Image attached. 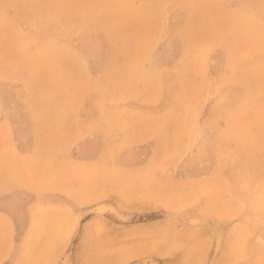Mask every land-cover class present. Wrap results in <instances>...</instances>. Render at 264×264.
<instances>
[{
    "label": "rangeland",
    "instance_id": "374dc122",
    "mask_svg": "<svg viewBox=\"0 0 264 264\" xmlns=\"http://www.w3.org/2000/svg\"><path fill=\"white\" fill-rule=\"evenodd\" d=\"M24 1L30 8L20 13H16L10 10H1L3 7V1L0 0V250L3 249V253H0V262L4 258L6 260V264H24L26 260L23 253L26 249L25 247L28 235L31 232L32 219L35 215L49 213L59 216L61 225H72L68 233L69 237L67 236L68 240L70 241L68 242V250L71 253L67 256V259L71 261L72 264H103V258H110L111 260L115 261L120 257V259L115 261L116 263L179 264V258L178 256H175L177 254H169L167 252L159 251V247L161 246V238L174 241L180 240L181 238L183 245L190 249L191 246L189 247L188 245L192 244H187L188 241H186V239L191 238L192 235L187 232L193 225L198 227V224H200L201 227H208V229L212 228L214 225H218L224 226V228L234 231V247L232 249V257H234V261L235 258L236 260L239 259V261H236L235 263L238 264L242 261H248L250 264H255L256 261L263 258L264 139L262 143V138H264V82H262V84L258 82L255 75V73L258 72L259 75L262 76L263 72L264 63L262 62L260 54H257L252 58L251 56H248L246 51L243 49L241 35L237 34L238 31H231L230 34L223 33L227 30V28H222L225 30L221 32L223 33V40L219 43H215L213 47L211 45V47L206 50L207 45L203 44V40H205L203 39V28L205 23L199 24L197 26L199 19H197L198 15H196L195 11L196 5H192L189 0H181V2L183 1L182 5L181 2H179L172 10V14L175 13L181 15V19L176 21L174 18H171L173 17L172 14L166 15L164 18L165 29L162 33L163 41L160 45L153 47L151 56L148 58V60H146L142 72L138 73V77L142 81H145H143V83H147L150 89L152 87L154 89L157 87L155 91L157 90L156 92L158 93L155 91H152L149 93V95L147 93H139V95L132 94L131 91V93H128V87L124 83L121 84L123 81L120 82L113 73L110 71H105L97 63L90 59L89 62L92 70V84L90 89L92 94L91 96H88V104L86 102L83 104L81 113L84 114V116L86 113H88L92 118L96 119V121L100 120L105 124L104 128L102 130L90 131L87 133L83 132L81 126L72 128V130H77L81 134L78 137L69 135L67 136L69 141L67 143H61L57 141V136H55V133L57 132V126L65 128V125L55 110L57 106H52L50 103H41L38 97L33 93L32 89L28 86L29 84L25 81V78L21 77L19 71L13 70L9 72L6 69L4 70V66L1 63L3 54L5 52L8 53L7 50L9 49L15 51L17 46H24L30 42L28 46L33 51L35 49V43L33 42V39H45L48 43L54 42L56 40L67 42L71 39L69 34L66 33L63 28L58 27L55 24H41V27H44V30L41 31V34L29 32L26 27L32 23L33 19H35V15H33V10H35V0ZM255 10L259 11V8L255 7ZM19 14H22L21 18H18ZM228 16L229 14L225 16L223 21H220L221 27L225 24V26L230 25L228 19H226ZM186 17L187 23L183 21L186 20ZM187 26H189V30L187 29ZM199 26H201V28H198ZM193 29L194 32H192ZM187 30L188 33H186ZM167 34H170L171 37ZM178 34L179 36L181 35L180 38H178ZM227 37L229 39H227ZM180 43L183 45L181 46ZM233 46L235 48H233ZM182 47L185 48L182 49ZM201 50L202 52L204 51L205 56ZM198 52L199 54H197ZM232 54L234 56H232ZM182 57L184 58L182 59ZM185 57L189 63L183 61L185 60ZM239 58L244 60L241 61ZM246 58H250V60H247ZM195 59H198V62H196ZM242 65L244 66L242 67ZM163 66L165 67L164 71ZM156 67L162 70L156 69ZM191 67H193L194 70ZM185 71H187L188 74ZM183 75L186 77V79L189 75L188 79L186 80ZM243 75L247 77L245 78ZM5 76L7 77L5 78ZM103 76L105 78H103ZM198 76H200L201 81ZM227 76L229 78L231 77V80ZM219 77L221 78L219 79ZM253 77L254 81L257 80L256 82L253 81ZM236 78L239 81L235 80ZM205 79H207L208 82ZM166 80L168 83H166ZM198 80L199 83L197 84ZM244 80L247 83H245ZM95 81L98 82L99 85H97V83L95 85ZM242 81L245 84H243ZM154 82L156 83L154 84ZM113 84L117 88H115V86L113 87ZM101 86H104V91L103 87ZM99 87H101V91ZM107 88L108 90H106ZM112 88L114 90H112ZM199 88H201V90ZM243 88L246 89L244 90ZM197 89L199 91H196ZM124 90L126 91L123 95ZM209 90L212 91L210 92ZM99 91L101 94H98ZM107 92L111 94L107 95ZM173 92H175V94ZM117 93L119 94L117 95ZM155 94L160 98H157ZM258 94L260 96H258ZM129 95H131L133 98L129 97ZM116 96H120V100ZM149 96H152L151 99L153 98L154 101L148 98ZM189 96L191 99H189ZM115 97L117 99H114ZM127 97H129V99ZM185 97L188 99H185ZM147 98L148 101H150L148 103L146 101ZM140 99H143L142 102ZM94 100L96 102H94ZM241 100L244 103H242ZM250 100H254L257 103L255 104L254 101ZM119 101L123 105L119 103ZM174 102L175 104L178 103V105L176 104L175 107L173 106ZM247 103L248 105H246ZM237 104L238 106H236ZM168 106L171 108H167ZM194 106L198 109V111H196V108L193 109ZM233 106H236L237 109ZM184 107H186V109H184ZM188 109L190 111H188ZM241 109L243 111H241ZM184 110L186 111L184 112ZM225 110H227L228 113ZM238 110L239 115L236 113ZM182 111L184 113H182ZM233 111L237 116L235 114V117L233 116ZM110 112H112L111 115ZM196 112L197 114L199 112V114L197 115ZM189 113L193 116V118L190 117ZM134 114L135 120L138 122V124L132 125V128L131 125L123 126L122 122L129 118L130 115ZM187 114L189 116H187ZM219 115L222 116L219 117ZM143 116H146L151 123H161L163 125V130L159 128L153 130L156 132L155 135H153V131H149L148 129L146 130L144 127H141L142 124L139 122V119H141ZM195 116H197L196 119ZM102 117L105 118L103 119ZM207 118H209V120ZM236 118L242 122L234 121ZM261 118L263 120H261ZM175 119L182 120L186 126V129L188 128L187 130L185 129L187 132V139L185 142L182 141L179 143L172 140L173 138L169 133L168 124H175L174 122L177 123V121H173ZM231 119L234 121V123ZM110 121H112V123ZM120 121L122 123L120 126H114L115 123ZM217 127L218 129L222 128L220 132L222 130L223 131L221 133L218 132L219 130H217ZM234 127L237 128L235 129ZM113 128H118V130H116L115 133H110L113 131ZM119 130L120 132H118ZM129 130H131L130 132L132 134L127 133ZM230 130H232V133L234 130V132L238 130L239 131L236 132V136L234 133L232 136ZM255 131L258 132L256 133ZM82 134L83 137H81ZM149 134L151 137H149ZM79 137L81 139H78ZM252 137L255 139V141ZM126 138L129 140L127 141ZM73 139L75 140L73 141ZM256 139L258 142H256ZM231 140H233V142ZM246 142L249 143L247 144ZM252 142L255 145H253ZM59 143L62 144L63 148H60L61 146ZM102 145L107 149L102 147ZM251 145H253V147L256 146L254 147V150ZM51 146L52 148L50 149ZM98 151L100 153H98ZM31 157L33 158L32 160L30 159ZM162 157L164 162L163 159H161ZM50 159L55 160L53 163L55 170L57 173H61L64 179H56L51 184H44L37 181L28 174L30 169H41L49 162ZM170 161L172 163H170ZM19 162H21L20 166ZM81 165H83L84 168ZM142 167L146 170H143ZM148 169L149 171H147ZM88 171L89 173L87 174ZM163 172L164 174H162ZM152 173H155L156 175H153ZM159 174H161V177ZM239 174H241L240 177ZM112 175L113 179H111ZM140 175L142 178H140ZM152 176L154 177L152 178ZM221 177L224 180H222ZM201 178L204 180L202 181ZM214 179L215 182L213 181ZM211 181H213V183ZM159 182L160 186H156L155 184H159ZM162 182H164V184H162ZM144 184H146L145 187L148 188L142 186ZM212 184L214 185L212 186ZM222 184L223 186L221 187ZM240 184L242 185L238 186ZM152 187H154L155 190L158 187L159 188L155 192L154 188ZM204 190L211 194L208 195L206 192H204ZM119 196H124L128 199L119 200ZM164 197H166V199ZM206 197H211V200L209 199L210 201H207L208 198ZM226 198L228 199L226 200ZM204 200L205 205L203 203ZM212 200L213 202H211ZM123 201L128 202V204L122 205ZM237 206L238 208L236 209ZM226 215L228 217H226ZM44 219L47 220L50 218ZM168 222L170 224L172 223L174 227L170 231H166L164 228ZM148 225L149 227H154V232H152V234H155L157 229L159 232L156 235H150V230L148 231L149 233L145 232V229L148 227ZM53 226H50V228ZM43 227L40 229V236L48 235L50 236L49 240L53 241V239L56 238L55 234L50 235V233H55L53 228L57 230L56 227L51 228L50 232L49 227ZM113 231L114 233H111ZM206 231L207 229L200 230L201 241L203 242L208 238V235L206 234L208 232ZM242 231L246 233V235ZM161 233L164 234L161 235ZM111 234H115L114 237L111 236ZM196 234L197 232L194 235ZM48 236L46 237L48 238ZM156 237L158 238L154 239ZM193 237V239H195V236ZM255 240L260 242L263 252L260 251V253H252L250 247H252L253 244L251 243H253ZM8 247L13 249V255L9 254V256H7L6 253ZM123 255L124 259L122 258ZM200 257H202L201 264H213L211 261L214 259V250L208 252V254L205 252ZM209 259L211 260L210 263L208 262Z\"/></svg>",
    "mask_w": 264,
    "mask_h": 264
},
{
    "label": "bare ground",
    "instance_id": "6f19581e",
    "mask_svg": "<svg viewBox=\"0 0 264 264\" xmlns=\"http://www.w3.org/2000/svg\"><path fill=\"white\" fill-rule=\"evenodd\" d=\"M3 1V7L1 10H10V11H14L16 13H20L28 8H30L28 6V4L24 1V0H2ZM181 2V0H35V4H34V9L33 10V15H35V19H33L32 23L29 24L26 28L29 30V32H34V34H41V31L44 30V27H41V24H55L58 27H61L64 29V31L66 33L69 34L70 36V41L67 42H63L60 40H56L54 42L48 43L45 39H33V42L35 43V49L32 51L28 44L24 45V46H17V49H15V51L13 50H7L8 53H4L1 63L4 66V70L6 69L7 71H13V70H18L21 77L25 78V81L29 84L28 86L32 89L33 93L38 97L39 101L45 104H49L50 105H55L56 107V111L57 114L59 116V118L63 121V124L65 125L64 127H60L57 126L56 129V133L55 136H57V141L61 142V143H67L69 141V139L67 138V136H73V137H78L81 133L78 132L77 130H72V128H76L81 126V129L83 130V132H90V131H98V130H102L104 128V123L101 122L100 120L96 121V119L92 118L88 113L82 114V108H83V104H85V102L88 104V96H91L92 91H91V84H92V70H91V66H90V62L89 60L92 59L95 63H97L101 68H103L105 71H110L111 73H113L118 79L119 81H123L121 82L124 83L127 87L129 92L132 94H138L139 93H143V94H148L151 93L152 91H155V89L157 88H149L147 83H143V81L138 77V73L142 72L144 64L146 62V60H148V58L151 56V53L153 51V47L154 46H158L161 44V42L163 41L162 39V33L165 29V22H164V18L166 17V15H170L172 14V10L174 7L177 6V4ZM183 2V1H182ZM181 2V5H182ZM190 3H192V5H196V15H198L199 19V23L197 24V26L199 24L205 23L204 25V35H203V44H206V50L209 49V47H213V45L215 43H219L220 41L223 40V33H231V31H238L237 34H240L242 37V46L243 49L246 51L248 56L254 57L257 54H260L262 62L264 63V0H189ZM188 4V3H187ZM191 5V4H190ZM255 7L259 8V11L255 10ZM176 9V8H175ZM175 12V11H174ZM193 13L195 14V12L193 11ZM229 14L228 21L230 23V25L227 26H222L220 24V21H223L225 19V16ZM173 17H171L172 19L174 18L176 21H179L181 19V15L179 14H172ZM195 16V15H194ZM22 14L18 15V18H21ZM170 17V16H169ZM189 18V17H188ZM192 18V17H191ZM189 20V19H188ZM184 22L187 21V17L186 20H183ZM195 22V21H194ZM192 22V23H194ZM175 23V22H174ZM187 23V22H186ZM183 24V22H182ZM180 25V23H179ZM189 25V24H188ZM183 26V25H182ZM190 26V25H189ZM187 26V29L188 27ZM194 26V25H193ZM196 26V24H195ZM196 26V27H197ZM202 26V25H201ZM201 26H199L198 28H201ZM192 27V26H191ZM203 27V26H202ZM167 28V27H166ZM197 28V29H198ZM222 28H227V30H223ZM181 29V28H180ZM179 30V29H178ZM189 30V29H188ZM188 30L186 33H188ZM191 30V29H190ZM225 31V32H223ZM167 32V29H166ZM179 32V31H177ZM176 32V33H177ZM185 32V31H184ZM194 32V29L193 31ZM199 32V31H198ZM223 32V33H221ZM181 33V32H179ZM201 33V32H200ZM199 33V34H200ZM192 34V33H191ZM236 34V35H237ZM65 35V34H64ZM170 36V34H167ZM197 35V33H196ZM202 35V34H201ZM227 35V34H226ZM58 36V35H57ZM66 36V35H65ZM179 36V34H178ZM181 36V35H180ZM180 36L178 38H180ZM188 36V34H187ZM193 36V35H192ZM191 36V38H192ZM171 37V36H170ZM194 37V36H193ZM229 37V36H228ZM227 37V39H229ZM231 37V36H230ZM183 38V37H182ZM190 38V37H189ZM166 39V38H165ZM184 39V38H183ZM233 39V37H232ZM231 39V40H232ZM167 40V39H166ZM185 40V39H184ZM191 40V39H188ZM165 41V40H164ZM175 41V40H174ZM202 41V40H201ZM177 42V41H175ZM227 42V41H226ZM202 43V42H200ZM181 44V43H180ZM194 44V43H193ZM163 45V44H162ZM183 44H181L182 46ZM201 45V44H200ZM199 45V46H200ZM217 45V44H216ZM15 46V45H13ZM176 46V45H175ZM187 46V45H186ZM185 46V47H186ZM189 46V45H188ZM193 46V45H191ZM190 46V47H191ZM184 47V48H185ZM162 48V47H161ZM170 48V47H169ZM173 48V47H172ZM182 47V49H184ZM187 48V47H186ZM199 48V47H198ZM233 48H235L233 46ZM164 50V49H163ZM180 50V49H179ZM190 50V49H189ZM188 50V51H189ZM194 50V49H193ZM231 50V49H230ZM161 51V50H158ZM170 51V50H167ZM172 51V50H171ZM182 51V50H180ZM233 51V50H232ZM202 52V50H201ZM223 52V51H222ZM230 52V51H229ZM156 53V52H155ZM188 53V52H186ZM195 53V52H194ZM204 53V51L202 52ZM239 53V52H238ZM185 54V53H184ZM183 54V55H184ZM199 54V52L197 53ZM224 54V53H223ZM188 55V54H186ZM185 55V56H186ZM177 56V55H175ZM179 56V55H178ZM194 56V55H193ZM205 56V53H204ZM232 56H234L232 54ZM236 56V55H235ZM104 57V59H103ZM197 57V56H196ZM231 57V56H229ZM159 58V57H158ZM184 57H182L183 59ZM233 58V57H231ZM160 59V58H159ZM167 59V58H166ZM175 59V58H174ZM190 59V58H189ZM237 59V58H236ZM241 59V58H239ZM247 59V58H246ZM91 60V61H92ZM185 60L186 57H185ZM183 60L184 62H188ZM193 60V59H192ZM191 60V61H192ZM196 60V59H195ZM198 60V59H197ZM196 60V62H198ZM244 59H241V61H243ZM247 60H250V58H248ZM166 61V60H164ZM205 61V59H204ZM237 61V60H236ZM195 62V64H196ZM232 62V60H231ZM230 62V63H231ZM153 63V62H152ZM157 63V62H156ZM166 63V62H165ZM193 63V61H192ZM225 63V61H224ZM228 63V64H230ZM245 63V62H244ZM247 63V62H246ZM255 63V62H254ZM259 63V62H258ZM257 63V64H258ZM159 64V63H158ZM157 64V65H158ZM161 64V63H160ZM183 64V63H182ZM227 64V62H226ZM232 64V63H231ZM236 64V63H235ZM256 64V63H255ZM260 64V63H259ZM1 65V66H2ZM184 65V64H183ZM192 65V64H191ZM190 65V66H191ZM203 65V64H202ZM201 65V66H202ZM234 65V64H233ZM241 65V62H240ZM245 65V64H244ZM242 65V67L244 66ZM248 65V64H247ZM186 66V65H185ZM184 66V67H185ZM194 66V65H192ZM158 67V66H157ZM156 69H159L157 68ZM164 67V66H163ZM183 67V66H182ZM181 67V68H182ZM226 67V65H225ZM249 67V66H248ZM252 67V65H251ZM250 67V68H251ZM189 68V67H188ZM193 69V67H191ZM190 68V69H191ZM187 69V68H186ZM201 69V68H200ZM208 69V68H207ZM261 69V68H260ZM162 70V69H159ZM165 70V67L163 69V71ZM194 70V69H193ZM202 70V69H201ZM204 70V69H203ZM225 70V69H224ZM244 70V69H243ZM175 71V70H173ZM179 71V70H178ZM191 71V70H189ZM237 71V70H236ZM235 71V72H236ZM247 71V70H246ZM251 71V70H250ZM262 71V70H260ZM167 72V71H166ZM187 73V71H185ZM204 72V71H203ZM206 72V71H205ZM243 72V71H242ZM160 73V72H159ZM163 73V72H162ZM184 73V72H183ZM198 73V72H197ZM258 73V72H257ZM256 75V79L258 80V82H260L262 84V82H264V67H263V72H262V76L259 75V73ZM3 74V73H1ZM96 74V73H95ZM175 74V73H174ZM178 74V72H177ZM188 74V73H187ZM203 74V73H202ZM206 74V73H205ZM214 74V73H213ZM221 74V73H219ZM218 74V75H219ZM4 75V74H3ZM110 75V74H109ZM197 75V74H195ZM232 75V74H231ZM251 75L253 76V74L251 73ZM165 76V75H164ZM167 76V75H166ZM184 76V75H183ZM189 76V75H188ZM187 76V79H188ZM201 76V74H200ZM199 77L200 81L201 78ZM205 76V75H202ZM210 76V75H209ZM226 76V75H225ZM235 76V75H234ZM233 76V77H234ZM241 76V75H239ZM244 76V75H243ZM242 76V77H243ZM248 76V74H247ZM246 76V77H247ZM7 76H5L6 78ZM109 77V76H108ZM144 77V76H143ZM168 77V76H167ZM172 77V76H171ZM196 77V76H195ZM197 77V78H198ZM228 77V76H227ZM232 77V79H233ZM245 77V76H244ZM245 77V78H246ZM255 77V76H254ZM254 77H253V81H254ZM103 78H105L103 76ZM112 78V77H111ZM154 78V77H153ZM184 78L186 79V77L184 76ZM193 78V77H192ZM207 78V77H206ZM214 78V76H213ZM217 78V77H216ZM221 77H219L220 79ZM229 78V77H228ZM231 78V77H230ZM229 78V79H230ZM238 78V77H237ZM235 79L237 81H239L238 79ZM240 78V77H239ZM243 78V79H245ZM2 79V76H1ZM11 79V78H10ZM13 79V78H12ZM108 79V78H107ZM152 79V78H151ZM186 79V80H187ZM209 79V78H208ZM242 79V80H243ZM250 79V78H249ZM19 80V79H18ZM165 80V79H164ZM181 80V79H180ZM207 80V79H205ZM215 80V79H214ZM231 80V79H230ZM247 80V79H246ZM251 80V79H250ZM256 80V81H257ZM11 81V80H10ZM16 81V80H15ZM113 81V80H112ZM167 81V80H166ZM191 81V80H190ZM197 81V79H196ZM204 81V79H203ZM227 81V80H226ZM245 81V80H244ZM252 81V82H253ZM254 81V82H256ZM106 82V81H105ZM104 82V83H105ZM145 82V81H144ZM157 82V80H156ZM154 82V84L156 83ZM208 82V80H207ZM225 82V81H223ZM229 82V81H227ZM243 82V81H242ZM251 82V83H252ZM99 85L98 82L95 81V85ZM109 83V82H108ZM111 83V82H110ZM168 83V81L166 82ZM185 83V82H184ZM190 83V82H189ZM194 83V82H193ZM192 83V84H193ZM199 83V80L197 82V84ZM202 83V82H201ZM212 83V82H211ZM241 83V82H240ZM239 83V84H240ZM245 83H247L245 81ZM243 82V84H245ZM112 84V83H111ZM115 84V83H114ZM112 85L113 87L115 85ZM120 84V85H121ZM187 84V83H186ZM217 84V83H216ZM104 85V84H103ZM107 85V84H106ZM105 85V86H106ZM117 85V84H116ZM142 85V86H140ZM159 85V82H158ZM165 85V83H164ZM168 85V84H167ZM190 85V84H189ZM200 85V84H199ZM198 85V86H199ZM211 85V84H210ZM241 85V84H240ZM239 85V86H240ZM250 85V84H249ZM248 85V86H249ZM255 85V84H254ZM253 85V86H254ZM125 86V87H126ZM173 86V84H172ZM184 86V85H183ZM193 86V85H192ZM191 86V87H192ZM212 86V85H211ZM215 86V85H214ZM242 86V85H241ZM246 86V85H245ZM257 86V85H256ZM255 86V87H256ZM20 87V86H18ZM103 87V91H104V86ZM100 88V91L102 90ZM190 87V88H191ZM200 87V86H199ZM209 87V86H207ZM247 87V86H246ZM106 88V87H105ZM115 88H117L115 86ZM123 88V87H122ZM121 88V89H122ZM172 88V87H171ZM204 88V87H202ZM213 88V87H212ZM210 88V89H212ZM252 88V87H251ZM261 88V87H260ZM95 89V88H94ZM110 89V88H109ZM126 89V88H124ZM162 89V88H161ZM159 89V90H161ZM186 89V88H185ZM195 89V88H194ZM201 90V88H199ZM242 89V88H241ZM244 89V88H243ZM246 89V88H245ZM244 89V90H245ZM108 90V88L106 89ZM112 90H114L112 88ZM175 90V88H174ZM97 91V90H95ZM99 91L98 94H101ZM125 91L123 92V95L125 94ZM131 91V92H130ZM157 91V90H156ZM155 91V92H156ZM192 91V90H191ZM196 91H199L198 89ZM195 91V92H196ZM210 91V90H209ZM212 91V90H211ZM210 91V92H211ZM215 91V90H214ZM114 92V91H113ZM118 92V91H115ZM256 92V91H255ZM261 92V91H260ZM259 92V93H260ZM264 92V91H263ZM127 93V95H128ZM158 93V92H156ZM175 94V92H173ZM207 93V92H206ZM249 93V92H248ZM262 93V92H261ZM103 94V93H102ZM111 94L109 92L106 93ZM119 93H117L118 95ZM171 94V93H170ZM187 94V93H186ZM215 94V93H214ZM264 94V93H263ZM19 95V94H18ZM22 95V94H21ZM94 95V94H93ZM114 95V94H113ZM122 95V96H123ZM152 95V94H151ZM160 95V94H159ZM183 95V94H182ZM185 95V93H184ZM183 95V97H184ZM210 95V94H209ZM213 95V94H212ZM249 95V94H248ZM256 95V94H255ZM262 95V94H261ZM100 96V95H99ZM106 96V95H105ZM156 96V94H155ZM175 96V95H174ZM181 96V95H180ZM186 96V95H185ZM193 96V95H192ZM195 96V95H194ZM197 96V95H196ZM204 96V95H203ZM258 96H260L258 94ZM117 97V96H116ZM114 99H119V97ZM129 97H131V95H129ZM129 97H127L129 99ZM137 97V96H136ZM152 96H149L148 98L151 99ZM154 97V96H153ZM157 97V96H156ZM190 97V96H189ZM20 98V97H19ZM97 98V97H96ZM107 98V97H106ZM124 98V97H123ZM133 98V97H131ZM139 98V97H138ZM147 98V103L150 102L148 101ZM160 98V97H157ZM156 98V99H157ZM179 98V97H178ZM177 98V99H178ZM182 98V97H181ZM187 97H185L186 99ZM194 98V97H193ZM256 98V97H255ZM254 98V99H255ZM95 99V98H94ZM99 99V98H98ZM113 99V100H114ZM126 99V98H125ZM144 99V98H143ZM143 99H140L141 102ZM172 99V97H171ZM188 99V98H187ZM191 99V97L189 98ZM242 99V98H241ZM249 99V98H248ZM247 99V100H248ZM18 100V99H17ZM103 100V99H102ZM106 100V99H105ZM109 100V99H108ZM112 100V99H111ZM110 100V101H111ZM153 100V98L151 99ZM159 100V99H157ZM169 100V99H168ZM181 100V99H180ZM194 100V99H193ZM202 100V99H201ZM21 101V100H20ZM99 101V100H98ZM123 101V100H121ZM154 101V100H153ZM250 101H254V100H250ZM94 102H96L94 100ZM101 102V100H100ZM116 102V100H115ZM126 102V101H125ZM158 102V101H157ZM186 102V101H185ZM188 102V101H187ZM242 102V100H241ZM249 102V101H248ZM255 102V101H254ZM119 103H121L119 101ZM153 103V102H152ZM189 103V102H188ZM187 103V104H188ZM195 103V102H194ZM204 103V102H202ZM201 103V104H202ZM211 103V102H210ZM244 103V102H242ZM257 102H255L256 104ZM21 104V102H20ZM94 104V103H93ZM104 104V102H103ZM112 104V102H111ZM122 104V103H121ZM127 104V103H126ZM155 104V103H153ZM170 104V102H169ZM178 105V103H176ZM175 102L173 104V106L175 107ZM182 104V103H181ZM186 104V106H187ZM190 104V103H189ZM240 104V103H239ZM254 104V105H255ZM110 105V103H109ZM123 105V104H122ZM161 105V103H160ZM171 105V104H170ZM243 105V104H242ZM248 105V103L246 104ZM25 106V105H24ZM99 106V105H98ZM107 106V105H106ZM118 106V105H117ZM190 106V105H189ZM238 106V104L236 105ZM236 106H233L234 108ZM115 107V106H114ZM126 107V106H125ZM142 107V106H141ZM166 107V106H165ZM170 106H168L167 108H169ZM183 107V106H181ZM198 107V106H197ZM243 107V106H242ZM246 107V106H244ZM6 108V107H5ZM24 108V107H23ZM119 108V107H118ZM117 108V109H118ZM143 108V107H142ZM171 108V107H170ZM169 108V109H170ZM188 108V107H187ZM196 107L194 106L193 109H195ZM247 108V107H246ZM250 108V107H249ZM264 108V107H263ZM22 109V108H21ZM104 109V108H103ZM108 109V108H106ZM126 109V108H125ZM177 109V108H176ZM184 109H186V107H184ZM197 109V108H196ZM237 109V107H236ZM245 109V108H244ZM6 110V109H5ZM121 110V109H120ZM175 110V109H174ZM182 110V109H181ZM202 110V109H201ZM208 110V108H207ZM234 110V109H233ZM250 110V109H249ZM96 111V110H95ZM99 111V110H98ZM110 111V109H109ZM186 110H184L185 112ZM188 111H190L188 109ZM198 111V109L196 110ZM227 113L228 111L225 110ZM235 111V110H234ZM233 111V112H234ZM241 111H243L241 109ZM248 111V110H247ZM107 112V111H106ZM178 112V111H177ZM180 112V111H179ZM182 111V113H184ZM192 112V111H191ZM190 112V113H191ZM195 112V111H194ZM200 112V111H199ZM198 112V114H199ZM232 112V113H233ZM8 113V112H7ZM100 113V112H99ZM108 113V112H107ZM119 113V111H118ZM161 113V112H160ZM165 113V110H164ZM181 113V114H182ZM189 113V115H190ZM203 113V112H202ZM230 113V110H229ZM237 115H239V110L238 112H236ZM241 113V112H240ZM243 113V112H242ZM248 113V112H247ZM112 114V112H110V115ZM126 114V113H124ZM163 114V112H162ZM193 114V113H192ZM197 114V112H196ZM197 114V115H198ZM235 112L233 113L234 116ZM250 114V113H249ZM107 115V114H106ZM109 115V114H108ZM117 115V114H116ZM115 115V117H116ZM166 115V114H165ZM187 114V116H189ZM195 115V114H193ZM236 115V114H235ZM236 115V116H237ZM244 115V113H243ZM248 115V114H247ZM118 116V115H117ZM164 116V115H163ZM186 116V113H185ZM212 116V114H211ZM222 116V115H221ZM219 115V117H221ZM232 116V117H233ZM261 116V115H260ZM106 117V116H105ZM104 117V118H105ZM114 117V118H115ZM161 117V116H160ZM190 117L193 118L192 115H190ZM197 116H195L196 119ZM210 117V116H209ZM215 117V116H214ZM235 117V116H234ZM241 117V116H240ZM239 117V118H240ZM247 117V116H246ZM100 118V117H99ZM103 118V117H102ZM103 118V119H104ZM110 118V117H109ZM112 118V117H111ZM151 118V117H150ZM156 118V117H153ZM206 118V117H205ZM238 118V119H239ZM102 119V120H103ZM189 119V118H188ZM186 119V120H188ZM202 119V118H201ZM209 120V118H207ZM212 119V118H211ZM247 119V118H246ZM113 120V119H112ZM135 114L134 115H130L129 118H127L126 120H124L122 123L117 122L115 123L114 126H120L121 124L123 126H127V125H137L138 122L135 120ZM163 120V119H162ZM190 120V119H189ZM226 120V119H225ZM232 120V119H231ZM261 120H263L261 118ZM109 121V120H108ZM173 121H177L174 122L175 124H168V128H169V133L172 136V140L176 141V142H182L187 139L186 138V126L184 124V122L180 119H175ZM184 121H185V117H184ZM202 121V120H201ZM212 121V120H211ZM227 121V120H226ZM225 121V122H226ZM234 121H239L237 120V118ZM234 121L232 120V122L234 123ZM65 122V123H64ZM112 123V121H110ZM126 122V123H124ZM139 122L142 124L141 127H144L146 130L148 129L149 131H153L156 129H161L163 130V125L161 123H151L146 116H143L141 119H139ZM172 122V121H171ZM195 122V121H194ZM219 122V121H218ZM230 122V121H229ZM242 122V121H239ZM245 122V121H244ZM243 122V124H244ZM260 122V119H259ZM262 122V121H261ZM114 123V122H113ZM163 123V122H162ZM205 123V122H204ZM213 123V121H212ZM228 123V122H227ZM232 123V124H233ZM70 124V125H69ZM208 124V123H207ZM217 124V123H216ZM238 124V123H237ZM241 124V123H240ZM3 125V124H2ZM140 125V124H139ZM165 125V124H164ZM188 125V124H187ZM209 125V124H208ZM211 125V124H210ZM218 125V124H217ZM226 125V124H225ZM230 126V125H229ZM235 126V125H234ZM247 126V125H246ZM260 126V125H259ZM9 127V126H8ZM228 127V126H227ZM232 127V126H230ZM264 127V126H263ZM134 128V126H133ZM201 128V127H200ZM215 128V127H213ZM225 128V127H224ZM235 128V127H234ZM237 128V127H236ZM235 128V129H236ZM260 128V127H259ZM258 128V130H259ZM137 129V128H136ZM139 129V128H138ZM186 129V130H185ZM222 129V128H221ZM221 129L218 132H220ZM256 129V128H255ZM254 129V130H255ZM113 131L110 133H115L116 130H118V128H113ZM215 130V129H214ZM233 130V129H232ZM231 131V135L234 133V135L236 136V132L233 131L232 133ZM131 130H129V132L127 131V133H131ZM193 131V130H191ZM223 131V130H222ZM221 131V132H222ZM82 132V133H83ZM120 132V130L118 131ZM122 132V131H121ZM133 132V131H132ZM154 132V131H153ZM190 132V131H189ZM188 132V134H189ZM220 132V133H221ZM225 132V131H224ZM256 132V131H255ZM258 132V131H257ZM256 132V133H257ZM260 132V130H259ZM263 132V131H262ZM156 132L153 133V135H155ZM194 133V132H193ZM219 133V134H220ZM226 133V132H225ZM230 133V132H227ZM243 133V132H242ZM97 134V133H95ZM118 134V133H117ZM116 134V135H117ZM132 134V133H131ZM141 134V133H140ZM166 134V133H165ZM191 134V133H190ZM223 134V133H222ZM239 134V133H238ZM246 134V133H245ZM244 134V136H245ZM255 134V133H254ZM85 135V134H84ZM147 135V134H146ZM225 135H230V134H225ZM247 135V134H246ZM250 135V134H249ZM119 136V134H118ZM165 136V135H164ZM224 136V135H223ZM233 136V135H232ZM238 136V135H237ZM243 136V137H244ZM83 137V134L82 136ZM102 137V136H100ZM129 137V136H128ZM148 137V135H147ZM149 137H151V135L149 134ZM189 137V136H187ZM136 138V137H135ZM146 138V137H145ZM168 138V137H167ZM166 138V139H167ZM253 138V137H252ZM257 138V137H256ZM78 139H81L80 137ZM76 139V140H78ZM127 139V138H126ZM125 139V140H126ZM150 139V138H149ZM169 139V138H168ZM231 139V137H230ZM241 139V138H240ZM245 139V137H244ZM251 139V138H250ZM254 139V138H253ZM263 139L262 138V143H263ZM4 140V139H3ZM75 139H73L74 141ZM114 140V139H113ZM129 139H127L128 141ZM144 140V139H143ZM155 140V139H154ZM235 140V139H234ZM243 140V139H242ZM247 140V139H246ZM133 141V140H132ZM233 142V140H231ZM237 141V140H236ZM235 141V142H236ZM249 141V140H247ZM255 141V139H254ZM134 142V141H133ZM243 142V141H242ZM251 142V141H250ZM256 142L257 139H256ZM60 144V148H63L62 144ZM168 143V142H167ZM231 143V142H230ZM247 143V142H246ZM249 143V142H248ZM247 143V144H248ZM253 143V142H252ZM261 143V142H260ZM259 143V145H260ZM116 144V143H115ZM133 144V143H132ZM117 145V144H116ZM124 145V144H123ZM250 145V144H249ZM253 145H255L253 143ZM253 145H251L253 147ZM258 145V144H256ZM128 146V145H127ZM217 146V145H215ZM249 146V147H251ZM262 146V145H261ZM102 147H105L102 145ZM129 147V146H128ZM167 147V146H166ZM256 147V146H254ZM253 147V150H254ZM52 148V146L50 147V149ZM106 148V147H105ZM102 148V149H105ZM168 148V147H167ZM166 148V149H167ZM231 148V147H230ZM233 148V147H232ZM107 149V148H106ZM262 149V148H261ZM177 150V149H176ZM175 150V151H176ZM264 150V149H263ZM11 152V151H10ZM250 152V151H249ZM264 152V151H263ZM98 153H100L98 151ZM104 153V152H103ZM247 153V152H246ZM7 154V152H6ZM46 154V153H45ZM118 154V153H117ZM174 154V153H173ZM8 155V154H7ZM100 155V154H99ZM33 156V155H32ZM36 156V154H35ZM118 156V155H117ZM169 156V155H168ZM167 156V157H168ZM184 156V155H183ZM263 156V154H262ZM29 157V156H27ZM98 157V156H97ZM170 157V156H169ZM172 157V155H171ZM258 157V156H257ZM36 158V157H35ZM38 158V157H37ZM99 158V157H98ZM97 158V159H98ZM142 158V157H141ZM28 159V158H27ZM31 160L33 159L32 157L30 158ZM85 159V158H84ZM143 159V158H142ZM163 159V157L161 158ZM22 160V159H21ZM24 160V159H23ZM86 160V159H85ZM93 160V159H92ZM150 160V159H149ZM168 160V159H167ZM166 160V161H167ZM171 160V159H170ZM180 160V159H179ZM264 160V157H263ZM38 161V159H37ZM59 161V160H58ZM62 161V160H61ZM115 161V160H114ZM151 161V160H150ZM173 161H174V157H173ZM26 162V161H25ZM55 160L54 159H50L49 162L47 164H45L41 169L35 170V169H30L28 171V174L31 175L34 179H36L37 181L44 183V184H51L52 182H54V180L56 179H64L63 175L61 173H57L55 170V166L54 163ZM149 162V161H147ZM146 162V164H147ZM152 162V161H151ZM164 162V159H163ZM19 162V166H20ZM37 163V162H36ZM86 163V162H85ZM110 163V161H109ZM114 163V162H112ZM169 163V162H168ZM170 163H172L170 161ZM207 163V162H206ZM12 164V163H11ZM10 164V165H11ZM25 164V163H24ZM145 164V165H146ZM163 164V163H162ZM9 165V166H10ZM18 165V164H17ZM112 165V164H110ZM118 165V164H117ZM149 165V164H148ZM152 165V164H151ZM170 165V164H169ZM83 167V165H81ZM85 166V164H84ZM122 166V165H121ZM125 166V165H124ZM165 166V165H164ZM175 166V165H174ZM93 167V166H92ZM126 167V166H125ZM160 167V166H159ZM170 167V166H169ZM84 168V167H83ZM82 168V169H83ZM90 168V167H89ZM124 168V167H123ZM133 168V167H132ZM143 168V167H142ZM150 168V166H149ZM152 168V167H151ZM157 168V167H155ZM154 168V169H155ZM161 168V167H160ZM174 168V167H172ZM81 169V170H82ZM153 169V170H154ZM159 169V168H158ZM163 169V168H162ZM161 169V170H162ZM93 170V169H92ZM132 170V169H131ZM134 170V168H133ZM132 170V171H133ZM137 170V168H136ZM143 170H146L143 168ZM152 170V171H153ZM168 170V168H167ZM165 170V171H167ZM175 170V169H174ZM18 171V170H17ZM21 171V170H20ZM83 171V170H82ZM81 171V172H82ZM90 171V169H89ZM89 171L87 172V174L89 173ZM135 171V170H134ZM141 171V170H140ZM149 171V169L147 170ZM146 171V172H147ZM85 172V171H84ZM92 172V171H91ZM108 172V171H107ZM138 172V171H137ZM145 172V173H146ZM162 172V171H161ZM13 173V172H12ZM56 173V174H55ZM97 173V171H96ZM106 173V172H105ZM115 173V172H113ZM128 173V172H127ZM141 173V172H140ZM149 173V172H148ZM156 173V172H155ZM153 175H156V174ZM167 173V172H165ZM18 174V173H17ZM16 174V175H17ZM86 174V172H85ZM138 174V173H136ZM142 174V173H141ZM164 174V172L162 173ZM244 174V173H243ZM84 175V173H83ZM139 175V174H138ZM147 175V174H146ZM161 174H159L160 176ZM172 175V174H171ZM174 175V174H173ZM210 175V174H208ZM241 174H239L240 177ZM115 176V174H114ZM144 176V175H143ZM149 176V175H148ZM158 176V175H157ZM228 176V175H227ZM16 177V176H15ZM113 175L111 176V179ZM151 177V175H150ZM154 176H152L153 178ZM161 177V176H160ZM226 177V176H225ZM110 178V177H109ZM140 178H142V176L140 175ZM164 178V177H163ZM166 178V176H165ZM168 178V177H167ZM174 178V177H173ZM177 178V177H176ZM211 178V177H210ZM230 178V176H229ZM139 179V178H138ZM151 179V178H150ZM180 179V178H179ZM178 179V180H179ZM199 179V178H198ZM202 179V178H201ZM208 179V177H207ZM206 179V180H207ZM222 180H224L221 177ZM220 179V180H221ZM244 179V178H243ZM246 179V178H245ZM12 180V179H11ZM21 180V179H20ZM27 180V179H26ZM99 180V179H98ZM141 180V179H140ZM147 180V179H146ZM196 180V179H195ZM204 179H202L203 181ZM219 180V181H220ZM235 180V179H233ZM232 180V181H233ZM168 181V180H166ZM180 181V180H179ZM185 181V180H184ZM199 181V180H198ZM215 182V179L213 180ZM213 181H211L213 183ZM227 181V180H225ZM151 182V181H150ZM154 182V181H153ZM176 182V181H175ZM174 182V183H175ZM187 182V181H185ZM224 182V181H223ZM231 182V181H230ZM240 182V181H239ZM238 182V183H239ZM141 183V182H139ZM148 183V182H146ZM155 183V182H154ZM170 183V182H169ZM196 183V182H195ZM222 183V181H221ZM228 183V182H227ZM233 183V182H232ZM162 184H164V182H162ZM176 184V183H175ZM226 184V183H225ZM224 184V186H225ZM100 185V183H99ZM139 185V184H138ZM146 184L142 185L145 187ZM156 186H160V182L159 184H155ZM155 185L153 184V186L155 187ZM167 185V184H166ZM189 185V184H188ZM211 185V184H209ZM214 184H212L213 186ZM227 185V184H226ZM234 185V184H233ZM232 185V186H233ZM242 184L238 185L241 186ZM149 186V184H148ZM176 186V185H175ZM203 186V185H202ZM223 186V184L221 185V187ZM101 187V186H100ZM152 187V188H154ZM190 187V185H189ZM231 187V185H230ZM235 187V186H234ZM237 187V186H236ZM49 188V187H48ZM104 188V187H102ZM141 188V187H140ZM148 188V187H145ZM159 188V187H158ZM157 188V189H158ZM169 188V187H168ZM198 188V187H197ZM211 188V187H210ZM214 188V187H213ZM156 189V190H157ZM162 189V186H161ZM167 189V188H166ZM202 189V188H199ZM231 189V188H230ZM237 189V188H236ZM241 189V188H240ZM155 190V188H154ZM155 190V192H156ZM235 190V189H234ZM148 191V190H147ZM160 191V190H159ZM194 191V190H193ZM209 191V190H208ZM215 191V190H214ZM229 191V190H228ZM226 191V192H228ZM149 192V191H148ZM154 192V191H153ZM163 192V191H162ZM204 192H206L204 190ZM152 193V190H151ZM196 193V192H195ZM207 193V192H206ZM213 193V191H212ZM124 194V193H123ZM208 195L211 193H207ZM145 195V193H144ZM150 195V194H149ZM162 195L164 196V194L162 193ZM168 195V194H167ZM171 195V194H170ZM169 195V196H170ZM223 195V194H222ZM221 195V196H222ZM236 195V194H235ZM142 196V195H141ZM156 196V195H155ZM161 196V195H160ZM172 196V195H171ZM214 196V195H213ZM212 196V199H213ZM220 196V195H219ZM224 196V195H223ZM95 198V197H94ZM153 198V197H152ZM166 199V197H164ZM208 198V197H206ZM211 198V197H210ZM208 198L207 201H210L211 199ZM219 198V197H218ZM224 198V197H223ZM118 199L120 200H125L128 199L124 196H119ZM203 199V198H202ZM210 199V200H209ZM228 198H226L227 200ZM168 200V199H167ZM185 200V199H184ZM215 200V198H214ZM225 200V199H222ZM219 201V200H218ZM213 202V200L211 201ZM216 202V200H215ZM204 205H205V200H204ZM208 203V202H207ZM210 203V202H209ZM230 203V202H229ZM124 204H128V202L123 201L122 205ZM228 204V203H226ZM130 205V204H129ZM196 205V204H195ZM211 205V204H209ZM193 206V205H192ZM234 206V205H233ZM231 206V207H233ZM146 207V206H145ZM223 207V206H222ZM226 207V206H225ZM205 208V207H204ZM235 208V207H234ZM238 208V206L236 207V209ZM151 209V208H150ZM154 209V208H153ZM206 209V208H205ZM146 210V209H145ZM244 210V209H243ZM165 212V211H164ZM221 212V211H220ZM235 212V211H233ZM237 212V211H236ZM219 213V212H218ZM227 213V212H226ZM240 213V212H239ZM240 215V214H239ZM226 217H228L226 215ZM212 218V216H211ZM210 218V219H211ZM237 218V217H236ZM248 218V216H247ZM208 219V218H207ZM227 219V218H226ZM230 219V218H229ZM240 219V216H239ZM238 219V220H239ZM245 219V218H244ZM105 220V219H104ZM248 220V219H247ZM165 221V220H164ZM218 222V221H217ZM229 222V221H228ZM248 222V221H247ZM240 223V222H239ZM105 224V222H104ZM216 224V223H215ZM221 224V223H219ZM232 224V222H231ZM230 224V225H231ZM243 224V223H242ZM241 224V225H242ZM92 225V224H91ZM214 225V224H213ZM223 225V224H222ZM227 225V224H226ZM250 225V223H249ZM247 225V226H249ZM55 226V225H54ZM53 226V227H54ZM110 226V225H108ZM166 227H164L166 229V231H170L172 230L174 227L172 225V223L170 224L169 222L166 223L165 225ZM234 226V225H233ZM237 226V224H236ZM51 227V228H53ZM97 227V226H96ZM157 227V226H156ZM162 227V228H163ZM199 227V228H198ZM197 226H192L190 227V229L188 230L187 233H190L192 235L191 240L186 239V241H188L187 244H192V245H188L189 247L191 246L190 249H188L185 245H183V243L181 242V238L180 240H165L163 238H161V242H160V247H159V251L160 252H167L169 254H177L175 256H178L179 258V264H201L202 262V257H200L202 254H204L205 252H211L212 250H214V259H212V261L209 259V263L210 261L213 262V264H237L235 263V261L233 260L234 257H232L233 254V244H234V231L233 230H228L227 228H224V226H218V225H214L212 228L208 227H201L200 224H198ZM44 228V227H43ZM50 228V227H49ZM51 228L49 229V232L51 230ZM98 228V227H97ZM136 228V227H135ZM134 228V229H135ZM144 228V227H143ZM161 228V229H162ZM233 228V227H232ZM239 228V227H238ZM46 229V228H45ZM56 229L58 230V228L56 227ZM95 229V228H94ZM117 229V228H116ZM115 229V230H116ZM201 229H207L206 233L208 235V238L206 239V241H201ZM240 229V228H239ZM53 230L55 231V229L53 228ZM114 230V229H113ZM151 231V233H149L148 231ZM44 231V230H42ZM41 231V232H42ZM94 231V230H93ZM156 231V230H155ZM240 231V230H238ZM246 231V230H245ZM256 231V230H255ZM56 232V231H55ZM145 232L149 233L150 235H156L159 230L157 229L155 234H152V232H154V227H148L145 229ZM197 232L196 235H194ZM241 232V231H240ZM243 232V231H242ZM111 233H114L111 232ZM175 233V232H174ZM244 233V232H243ZM242 233V234H243ZM53 235L54 233L51 232L50 235ZM164 233H161V235H163ZM186 234V233H185ZM203 234V235H206ZM238 234V232H237ZM236 234V235H237ZM246 235V233H244ZM115 235V234H114ZM113 234H111V236L114 237ZM160 235V236H161ZM180 235V234H179ZM48 236V235H47ZM195 236V239H193ZM50 236H48L49 239ZM53 237V236H52ZM177 237V236H176ZM180 237V236H179ZM178 237V238H179ZM237 237V236H236ZM158 237L154 238L157 239ZM186 238V237H185ZM205 238V237H204ZM203 238V239H204ZM211 238V240H210ZM214 238V240H213ZM52 239V238H51ZM152 239V238H151ZM198 239V240H196ZM202 239V240H203ZM193 240V241H192ZM52 241V240H51ZM191 241V242H189ZM238 241V240H237ZM114 242V241H113ZM211 242V243H210ZM252 242V241H251ZM186 243V242H185ZM236 243V241H235ZM251 248L252 253L255 254L256 252L260 253L263 252V249L261 247V244L259 241H254ZM236 248V247H235ZM234 248V250H235ZM240 251V248H239ZM237 252V251H236ZM243 252V250H242ZM249 252V251H248ZM251 252V251H250ZM239 253V252H238ZM237 253V254H238ZM192 255V256H191ZM240 255V253H239ZM238 255V256H239ZM172 256V257H175ZM237 256V257H238ZM248 256V255H247ZM246 256V257H247ZM253 256V255H252ZM121 258V257H120ZM117 258V259H120ZM122 258L124 259V255L122 256ZM240 258V257H239ZM256 258V257H255ZM254 258V259H255ZM116 259V260H117ZM171 259V258H170ZM244 259V257H243ZM86 260V259H85ZM93 260V259H92ZM103 264H121V263H116L115 261L111 260L110 258H103ZM255 262V261H254ZM238 264H250L248 263V261H242L241 263ZM254 264V263H253ZM255 264H264V257L259 259L258 261L255 262Z\"/></svg>",
    "mask_w": 264,
    "mask_h": 264
},
{
    "label": "crops",
    "instance_id": "0c3cea01",
    "mask_svg": "<svg viewBox=\"0 0 264 264\" xmlns=\"http://www.w3.org/2000/svg\"><path fill=\"white\" fill-rule=\"evenodd\" d=\"M42 218L50 219L43 220ZM53 225L58 228V230H55L56 232L54 234L56 238H54L53 241L49 240L46 237L47 235L40 236V229H42L43 226L50 227ZM70 227H72V225H61V221L57 215L50 213L35 215L32 219L31 232L28 235L26 249L23 253L26 260L24 264H72V262L67 259V256L71 254L68 250V242H70L68 240V233L71 229ZM12 250V248L10 249V247H8L7 256H9V254L13 255ZM0 253H3V249L0 250ZM0 264H6V260L3 258Z\"/></svg>",
    "mask_w": 264,
    "mask_h": 264
}]
</instances>
